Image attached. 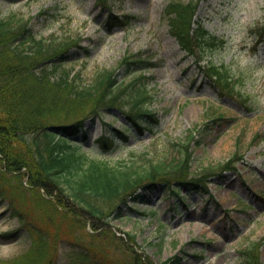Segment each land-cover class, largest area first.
Segmentation results:
<instances>
[{
  "label": "rangeland",
  "instance_id": "1",
  "mask_svg": "<svg viewBox=\"0 0 264 264\" xmlns=\"http://www.w3.org/2000/svg\"><path fill=\"white\" fill-rule=\"evenodd\" d=\"M169 1L0 0V18L15 15L29 21L39 37L70 39L67 65L83 83L102 69L123 72L120 63L128 53L154 61L143 73L153 94L150 106L161 117L158 131L132 135L128 145L100 152L94 140L111 133L105 122L121 127L124 121L117 111L115 118L105 110L103 118L87 123L90 143L83 149L90 156L144 166L178 157L171 142L187 141L193 130L195 175L206 168L219 171L229 159L236 170L210 177L209 194L185 186L183 202L163 190L151 191L144 194L146 203L100 205L104 217L99 219L54 210L40 197L42 190L23 191L25 174L4 172L0 161L1 264L23 254L36 237L48 244L35 264H141L134 249L156 264L170 258L176 264H242L241 250L253 243L260 244L264 264V34L259 36L264 0H202L198 17L226 42L201 63L171 35L164 13ZM111 13L132 19L127 27L111 25ZM211 62L227 69L236 90L225 92L211 82L205 71ZM94 223L102 227L96 230Z\"/></svg>",
  "mask_w": 264,
  "mask_h": 264
},
{
  "label": "trees",
  "instance_id": "2",
  "mask_svg": "<svg viewBox=\"0 0 264 264\" xmlns=\"http://www.w3.org/2000/svg\"><path fill=\"white\" fill-rule=\"evenodd\" d=\"M105 1L100 3L107 4ZM201 1L170 0L164 11L170 33L197 63L226 42L198 17ZM131 19L129 14L111 13L107 22L125 27ZM73 46L70 39L39 37L29 21L15 15L0 18V161L4 172L25 174L27 184L21 183L23 191L42 190L54 198L46 199L40 192L42 199L55 206L54 210L62 208L69 214L100 219L104 217L100 205L114 201L126 204L130 200L146 203L144 194L157 190L183 199L181 189L185 186L208 194L210 177L236 170L231 165H235L234 161L228 160L219 164V171L206 168L195 175L190 170L193 130L187 141L171 142L179 149L178 157H161L145 162L144 166L137 161L113 164L90 156L83 149L84 142L90 143L87 123L103 118L105 110L115 118L117 111L124 121L121 127L105 122L111 133H103L94 140L100 152L128 145L132 135L153 136L158 131L161 117L150 106L153 94L149 77L143 73L154 66V61L149 56L128 53L120 63L123 72L102 69L91 82L83 83L67 65ZM139 70L141 73L136 74ZM206 71L211 82L225 92L236 90L224 66L211 62ZM129 76L132 77L126 81ZM17 214L21 216L20 210ZM93 227L98 230L102 225L94 223ZM47 244V240L36 237L23 254L7 264H35ZM134 252L141 264H156L143 260L136 249ZM241 258L242 264H263L260 244L243 248ZM173 261L170 258L160 264H176Z\"/></svg>",
  "mask_w": 264,
  "mask_h": 264
}]
</instances>
